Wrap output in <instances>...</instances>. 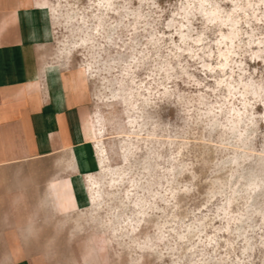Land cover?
I'll return each mask as SVG.
<instances>
[{"label":"rangeland","instance_id":"374dc122","mask_svg":"<svg viewBox=\"0 0 264 264\" xmlns=\"http://www.w3.org/2000/svg\"><path fill=\"white\" fill-rule=\"evenodd\" d=\"M203 1L223 18L207 23L198 11ZM247 1L237 3L244 7ZM108 2L24 0L22 5L0 0L5 41L22 36L16 16L27 9L22 15L32 27L29 38L41 45L45 71H54L50 88L61 75V87L84 131L91 114L101 112L105 119L108 176L100 166L79 171L76 178L86 183L92 174L107 183L112 171L125 173L114 189L98 179L108 193L98 213L91 201L69 214H27V224L34 221L43 234L41 241L32 239L27 252L35 264H86L84 258L90 264H264V93L263 102L251 100L246 111L240 95L230 105L226 87L216 88L217 80L240 78L264 87V52L253 57L264 49L259 45L264 42V5L255 6L260 21L252 9L236 13L241 35L223 71L219 48L229 47L232 28L226 15L234 11V2ZM250 36L255 44L249 48ZM68 70L78 73L66 78ZM68 82L87 89L85 97L76 99ZM128 98L136 101L132 113ZM233 105L245 113V122L248 116L253 119L240 124V141L225 118ZM130 115H135L133 128ZM214 118L225 127L214 125ZM89 143L98 158L92 141L76 148ZM72 153L51 156L38 168L43 178L70 182L78 164ZM252 182L258 187L248 192Z\"/></svg>","mask_w":264,"mask_h":264},{"label":"crops","instance_id":"0c3cea01","mask_svg":"<svg viewBox=\"0 0 264 264\" xmlns=\"http://www.w3.org/2000/svg\"><path fill=\"white\" fill-rule=\"evenodd\" d=\"M26 11L19 9L16 16L23 29L20 38L5 41L6 31L1 30L7 21L0 26V264H35L26 247L43 234L34 221L27 224V214H69L74 207L89 204L76 178L83 171L82 146H76L88 142L85 131L71 111L61 75L50 88L52 78L45 72L41 45L29 38L32 27L22 15ZM77 73L68 70L66 78ZM68 86L76 99L85 97L87 89L73 88L69 82ZM68 150L78 163L70 182L43 178L38 168ZM28 203L35 207L28 210ZM84 260L90 264V258Z\"/></svg>","mask_w":264,"mask_h":264},{"label":"bare ground","instance_id":"6f19581e","mask_svg":"<svg viewBox=\"0 0 264 264\" xmlns=\"http://www.w3.org/2000/svg\"><path fill=\"white\" fill-rule=\"evenodd\" d=\"M230 1L235 3V7H234V11L231 14L226 15L227 16L226 17L227 18V22L226 23H229V26L232 28V31H231L230 35L227 37V39L229 40V43L226 41L227 44L229 45V47H228V49L226 51L221 50L219 48V57L220 58H224L225 61L220 63L218 65V67H219V69H221L223 71L227 67H229L230 59H231L232 55L236 54V51L234 50V48L236 46V40L239 41V38H240V35H241L240 31L238 30V27H239L238 25H239L240 22H239V19H238L236 13L239 12V11H243L244 15H245L247 9H252V10H254V18L257 21V20H259V18H257V16H256L255 6L256 5L258 6L259 4H263L264 5V0H258V2H256V3H254V1L248 0L244 7H240V5H238V3H237V0L236 1L235 0H230ZM105 2L106 1H104V3ZM109 2H111V0H109ZM48 10L51 11V9H48ZM198 11L202 14V16H204L206 18V22L207 23H214L215 21H217L219 19L221 20V18H223V17H221V13L218 12L217 10H215V8H212V9L206 8L204 1L200 4V7L198 8ZM241 19H242V17H241ZM183 37L184 36H182V38ZM250 37H251V39L245 44V46H247L249 48L253 44H255V41H254L255 39H253L252 36H250ZM83 42H84V40H83ZM196 42H201V39L198 38ZM221 44H218V45L220 46ZM259 45H264V42L259 40ZM184 51H186V50H184ZM191 52L194 54V51H191ZM263 52H264V49H259L257 52L253 53V57L260 58L261 57V53H263ZM212 54H213V52L211 51L210 57H211ZM65 55H66V53H65ZM204 68H206L208 70H211V71L215 70V67H212L209 64H205ZM49 70H46L45 72H46V74L48 75L49 78H53L54 71H49ZM221 86H225L226 89H227L226 90L227 91V95L225 96V99H226V101H228L230 103V105H231V101L233 100V98H235L237 95H240V97L243 99L242 100V105L244 107V110H246V111H248V107L252 106L251 100L252 101L261 100L263 102L262 95L264 93V87H261V85H257V84H255L253 82H246V81H244L243 79L240 78V80L238 82H236V81L235 82H230V81H227V80H224V79L217 80L216 88L218 89ZM132 95L133 94L130 93L129 97H132ZM249 96H251L250 99H249ZM135 104H136L135 100H132V98L131 99L128 98V105L130 107V111H129L130 113H132L135 110ZM220 109H222V108H220ZM243 114H245V113H242V111L237 110L234 107V105L231 106V107H228L227 111L225 113V118L230 123L231 128L235 130L234 133L233 132L232 133L236 134V139L238 141H240L242 139L241 137L243 136V131L239 130L240 124L244 123L245 125H247L248 122H251V121L253 122V119L250 118V116L247 117V122H245L244 118H243V116H244ZM134 116L133 115L129 116V119H130L129 124L132 126V128H133V125L135 124V121H136ZM90 117H91L90 121L85 126V129H86L85 136H86L87 140L92 141L94 144H96V148H97L96 150H97L98 158H96V156H95V153H94V151H93V149L91 147V143H89L90 146H88V145H86L84 147L82 146L83 148H82V151L80 153V158L82 160V166H83L82 169L88 171L89 169H93L95 167H100L101 166L102 173L104 172L105 176L107 177L108 176L107 173L110 171V167H109V160H108V158L106 156L105 146H104V143H103V140H104L103 139V132H104V128H105V124H104L105 123V119H104L103 115L101 114V112H98V111L95 112L94 114H91ZM214 125H222V126L225 127V125L219 123L218 120L215 121ZM98 159H99V162H98ZM127 159H128V157L125 158V161H127ZM124 174H125L124 172L117 173V172H113L112 171L111 172L112 178L109 181L107 180V183L105 182L106 178L103 179L101 177V178H98V179H102L103 180V184H105V185L107 184L109 187H112L114 189V187H117V186H119V185H121L123 183ZM98 179L95 176H93L92 174H89L86 183H85V181H83L81 179H80V182H79L80 187L83 189L86 201L90 203L91 201L89 199L91 198L92 206L94 207V211L97 212V213L103 210L104 195L107 196L106 194H108V193L104 192V190L101 187L102 180H98ZM130 182H132V181H130ZM257 187H258V184H256L255 182H252V183L248 184L247 191L248 192L249 191H254ZM105 199H106V197H105ZM107 223H108V221H107ZM80 228H81V226H80Z\"/></svg>","mask_w":264,"mask_h":264}]
</instances>
